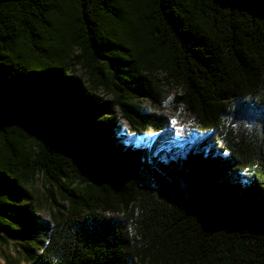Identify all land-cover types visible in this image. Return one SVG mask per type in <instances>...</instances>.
I'll list each match as a JSON object with an SVG mask.
<instances>
[{"label":"trees","instance_id":"1","mask_svg":"<svg viewBox=\"0 0 264 264\" xmlns=\"http://www.w3.org/2000/svg\"><path fill=\"white\" fill-rule=\"evenodd\" d=\"M164 86L192 125L172 128ZM11 241L8 264H264V0H0Z\"/></svg>","mask_w":264,"mask_h":264},{"label":"rangeland","instance_id":"2","mask_svg":"<svg viewBox=\"0 0 264 264\" xmlns=\"http://www.w3.org/2000/svg\"><path fill=\"white\" fill-rule=\"evenodd\" d=\"M76 71L74 75L76 76H83V70L79 67H75ZM164 91V108L162 110V113H164L170 120L172 128H181L185 125H192L193 124V116L189 115L184 107L182 105H177L175 106L172 101V97L175 96L176 93L179 92L178 88H175L173 86H164L163 87ZM98 95L104 97L105 99H110L112 97L111 93H108L102 89L97 90ZM140 102L142 103L143 107L146 110H157L156 105L150 103L149 101L141 98ZM114 115L116 117H119V124L117 125V129L115 131H127L128 129V123L125 119L120 117V113L118 112V109L114 111ZM176 121V123H173V121ZM129 135L126 136V143H135L139 144L141 146L148 145L155 137L154 132H146V133H141L138 134L136 132L130 131L128 133ZM187 140L181 138L180 136L175 137V139L170 142L171 145L177 146V148H182ZM192 138L190 141L191 142ZM177 150V149H176ZM28 189L31 192L33 196V201L35 204L38 205V213L42 219L48 220L50 222V214L54 212V209L50 206L49 201L45 200V187L42 185V181L40 179H37L35 182L32 184L28 185ZM64 203V201H62ZM65 204V203H64ZM42 234L38 235V238H42ZM19 245L17 242L11 241L8 242L7 244L0 245V264H8L7 262L11 263L12 261H17L20 260V263H23L21 258L22 255L20 253Z\"/></svg>","mask_w":264,"mask_h":264},{"label":"snow or ice","instance_id":"3","mask_svg":"<svg viewBox=\"0 0 264 264\" xmlns=\"http://www.w3.org/2000/svg\"><path fill=\"white\" fill-rule=\"evenodd\" d=\"M173 123H176V121L174 120Z\"/></svg>","mask_w":264,"mask_h":264}]
</instances>
